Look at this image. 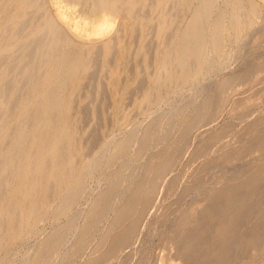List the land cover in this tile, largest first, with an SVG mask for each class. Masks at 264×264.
Instances as JSON below:
<instances>
[{
    "label": "rangeland",
    "instance_id": "obj_1",
    "mask_svg": "<svg viewBox=\"0 0 264 264\" xmlns=\"http://www.w3.org/2000/svg\"><path fill=\"white\" fill-rule=\"evenodd\" d=\"M49 2L53 11L59 7L70 23H78V41H94L100 12L88 17V10L81 11L82 5L74 0ZM251 2L259 4L257 12H251ZM238 6L244 11L242 18L252 15L253 28H226L223 58H217L225 68H212L167 91H156L154 78L169 34L185 24L188 12L177 14L163 32L157 30L155 15L133 30L110 78L112 54L93 59L89 70L75 80L64 117L73 131L78 170L106 139L113 154L86 178L65 213L49 209L36 228L2 247L0 264H264V216L258 215L264 210V0H239ZM226 9L220 0L217 13ZM113 22L114 30L120 18ZM156 92L161 96L153 101ZM125 139L130 143L116 150ZM60 198L55 197L54 204ZM72 229L77 230L72 237L47 244Z\"/></svg>",
    "mask_w": 264,
    "mask_h": 264
},
{
    "label": "bare ground",
    "instance_id": "obj_2",
    "mask_svg": "<svg viewBox=\"0 0 264 264\" xmlns=\"http://www.w3.org/2000/svg\"><path fill=\"white\" fill-rule=\"evenodd\" d=\"M74 1L82 5L81 11L88 10V17L89 14L93 16L97 12L102 14L101 20L96 24L97 30L94 41H78L76 39V36H79L77 32L78 23H70L59 7L53 11L49 0H8L0 3V249L6 246L10 240H16L26 235L49 209H54L58 213H65L76 200L74 194L85 187L86 178L88 176L90 178L96 168L113 154L109 149V141L107 142L108 139H106V143H102L100 151H97L95 155L93 154L94 156L78 170L72 144L73 131L66 125L67 121L64 117L71 106L72 97L69 94L75 80L89 70L94 58L99 55L106 57L112 54L113 61L110 62H114V64L108 73L110 78L115 71L113 69L118 67L115 65L116 60L124 54L127 48L125 40L133 30L141 29L142 25L150 20L152 15H155L157 17V30L163 32L172 26L177 14L188 12L190 16L185 24L176 26L169 34L162 60L158 64L154 78L155 90H161L162 87L167 91L173 85L183 84L190 79H199L212 68L215 70L216 68H225V63H217V58L220 55L222 57L224 52L223 45L228 26L238 32H241L246 26L250 30L253 28L251 14H245L242 18L244 11L238 6L239 0H222L227 9L220 14L217 13L220 0ZM167 5L169 8L165 10ZM53 7L55 8V6ZM259 8L258 3L251 2L250 10L252 13L257 12ZM117 17L120 18V22L117 28L113 30L112 22ZM140 47L143 48V46ZM226 55L224 54V57ZM127 60L124 62L126 63ZM97 70L95 71L97 72ZM128 73H131L130 70ZM123 78H120L122 82L124 81ZM227 79L229 80V78ZM100 82L102 81L100 80ZM119 84L121 85V83ZM200 86L198 85L197 89H200ZM179 91L181 92L178 90V93ZM99 95L101 96L100 93ZM159 96L161 95L156 92L153 101H156ZM189 97L190 95L188 99ZM180 98L182 97L180 96ZM165 102L162 100L163 104ZM171 105L168 104V106ZM157 106L159 108V105ZM160 109L162 110V108ZM195 109L194 107L193 110ZM156 111L158 112V110ZM168 112L167 114L172 113L169 110ZM149 113L151 115V112ZM166 117L167 115L164 116V118ZM128 143H130V139L120 141L116 145V150L125 147ZM146 152L144 153L146 154ZM132 155L130 156L132 157ZM165 168L166 166H163L161 169ZM153 187L149 188L147 193H151ZM89 189H87L88 192ZM58 195L61 197L60 201L54 204V199ZM258 215L264 216V210ZM76 232V229H72L60 233L51 238L47 244L50 242L53 244L60 243L67 236L75 235ZM31 233H36L35 229ZM130 237L132 238V236ZM187 238L190 242L193 241L191 237ZM119 246L120 243L115 245V249ZM67 253L68 251L65 250L63 255ZM26 257L28 256L26 255L24 258ZM28 261L25 262L28 263Z\"/></svg>",
    "mask_w": 264,
    "mask_h": 264
}]
</instances>
